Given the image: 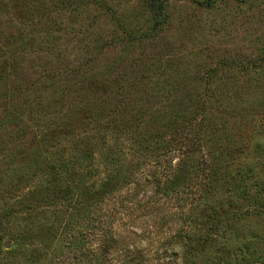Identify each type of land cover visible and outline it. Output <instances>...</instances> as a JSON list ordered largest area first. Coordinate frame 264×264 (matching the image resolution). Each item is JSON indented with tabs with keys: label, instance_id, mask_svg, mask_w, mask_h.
I'll return each instance as SVG.
<instances>
[{
	"label": "rangeland",
	"instance_id": "374dc122",
	"mask_svg": "<svg viewBox=\"0 0 264 264\" xmlns=\"http://www.w3.org/2000/svg\"><path fill=\"white\" fill-rule=\"evenodd\" d=\"M55 1L47 0L46 12L57 14ZM62 1L65 15L46 23L47 17L40 13L43 23L38 26H23L17 19L20 11L13 17L5 11L0 14V237H17L21 242L14 254L0 250V264H48L50 259L59 262L65 257L71 263L88 264L87 250L84 254L80 246L91 245L92 226L102 235L100 221L106 220L113 221L119 240V249L112 252L115 264L129 259L124 255L125 243L131 251L137 249L135 245L149 250L148 254L132 252L142 262L150 259V264H264V0H220L211 8L200 6L199 0H174L171 25L143 54L137 68H131V62L133 55H139L138 45L127 51L126 60L123 47L117 46L96 63H88L97 51L87 47L101 36L115 32L124 36L123 30L153 26L145 0H90L89 6L84 5L89 0ZM79 28H85L82 34ZM30 29L37 34L21 39ZM53 38H60L61 58L65 54L67 63L79 64L80 69L46 80L44 69L60 71L54 58L58 53L47 49ZM9 55L21 61L14 64L9 59V66L5 65L2 62ZM51 59L55 63L47 65ZM254 59L262 65L245 69L244 63ZM89 67L93 69L88 71ZM119 71H128L132 86L128 89L136 98L132 106L139 118L152 122L145 134L156 129L161 136L149 134L143 143H135L120 133L111 138L108 129L96 131L92 117L80 121L83 112L77 114L76 109L85 110L86 101L81 98L75 108L74 89L88 94L96 88L94 81L101 84L100 90L104 85L115 89ZM63 84L69 86L67 92ZM193 117L207 125L197 121L191 128ZM168 120H173V127H164ZM76 123L87 128L82 136L96 142L95 146L103 144V132L115 140L102 154L105 169L94 167L92 171L100 168L99 173L81 176L83 182L100 183L112 169L120 177L113 195L86 197L80 208L71 204L67 190L80 178L74 166L84 164L89 169L91 159L82 152L84 142L70 140ZM186 128L195 135L185 144L199 142L201 134L203 138L201 152L190 157L197 173L203 172V154H209L215 164L214 171L204 172L212 177L215 198L194 202L195 209L191 201L185 202V189L162 195L146 177L155 168L147 159L170 146L178 148L174 131ZM131 143L141 149L133 153ZM123 147L127 152L121 151ZM184 150H174L172 164L188 158ZM109 151L113 156L109 157ZM144 151L149 155L144 156ZM61 157L71 162L66 179L56 168ZM187 170L182 163L177 172L181 180L186 179ZM129 171L136 179L124 183ZM95 188L103 191L101 184ZM228 199L233 202H224ZM44 205L50 212L35 211Z\"/></svg>",
	"mask_w": 264,
	"mask_h": 264
},
{
	"label": "trees",
	"instance_id": "16d2710c",
	"mask_svg": "<svg viewBox=\"0 0 264 264\" xmlns=\"http://www.w3.org/2000/svg\"><path fill=\"white\" fill-rule=\"evenodd\" d=\"M52 1V0H51ZM72 0H69V3L72 4ZM174 0H145V7L149 14L153 16V26L149 27L147 30H136L133 31L131 30H123L125 33L124 36L122 34L115 32L111 34L110 36L104 37L101 36L100 39H97L95 44H90L87 48L89 50L90 48H93L94 52L97 51V56L95 58H92L91 60L89 59L88 63H96L97 59L99 56H103V54H109L111 53L112 50H116L117 46H122L123 48L121 49L123 52H125V60H126V55L127 51H134L136 48V45L139 46L140 52L139 55H133V60L131 62V68H137L139 67V64L143 60V55L145 52H147V49L154 46L153 42H156L157 38H159V35L162 31L165 29L169 28V25L172 23V13L171 9L174 5ZM220 0H199L198 4L200 6H203L204 8H211L214 7L215 3ZM55 5L57 6V11L61 12H55L57 14H54V12H46L48 11V5L49 3L47 0H0V14L2 12L10 13L12 17L16 15L17 11H20V14L18 16V20L21 21L23 26H38L39 23H43L41 20V17H39L40 13H43L44 16L47 17V22L51 21H58L59 17H63L65 13L63 14V4L62 0H57L55 1ZM86 2V3H85ZM84 5L89 6L91 1L89 0L88 2L85 1ZM61 6V7H60ZM108 7V6H104ZM110 11L115 10L114 6L110 5L108 7ZM67 10V9H65ZM80 13H84V11H79ZM112 14L116 15V10L112 11ZM20 17V18H19ZM86 23V20L83 22ZM85 30V28H83ZM82 28H79V33L82 34ZM29 34H31L30 39L34 37L37 32L35 29H30V32H28L27 36H21V39L23 40H29ZM28 37V38H27ZM161 38V37H160ZM60 38H53L49 42V46L47 49H49V53L53 54L54 51L58 53L57 57H54L56 59V62L60 66V71L58 72L56 69L50 72V68L44 69V78L47 80H53L54 78H59L65 77L67 75H70L68 73H73L75 70H79V64L75 66H71L69 63H67L68 58H66L64 54V58H61V54L64 53V51H61L59 49H62L61 46H57V40ZM14 40V39H13ZM102 40L103 43L98 42ZM17 41V39L15 40ZM94 43V42H93ZM152 45V46H151ZM135 47V48H134ZM10 58H7V60H4L2 63L5 65L9 66L8 62L9 59H12V62L14 64L19 63V59L14 55H9ZM14 57V58H13ZM23 60H25V57H23ZM155 61V60H153ZM55 63L54 59H51V61H47L46 64L50 65L51 63ZM87 63V64H88ZM156 63V61H155ZM3 65V64H2ZM89 65V64H88ZM262 63L259 60H251L249 62L244 63V68L245 69H250V68H255L257 69ZM4 66V65H3ZM82 68V66H80ZM93 67V66H92ZM92 67L88 68V71L93 69ZM6 71L8 72V67L6 68ZM61 73V74H59ZM127 73L126 72H117L116 76L118 77L117 82L115 83V89H111L106 87L104 85V90H100L98 82L94 81L93 87L91 88L93 91H89L88 94L84 92L82 89H74L75 91V98L74 101H76L77 108L80 104L79 100L81 98H84L86 101V109L83 111L77 110V114H81L83 117H79L81 122H84L83 119L85 118H90L92 117L95 120L94 123V129L98 132H101L102 129H108L110 132V137L113 138L114 134L120 133V135H124L126 139L132 140L135 143L142 142L143 143V138L145 139L146 136L149 134H158L161 136L160 133L157 132L156 129H151L147 134L146 133V127L147 125H150L148 123H152L149 118L147 119H141L139 118V113L137 112L138 110L136 108H133V103L136 101V98L134 96V93L129 90L132 86L127 78ZM103 76L105 77L104 72H102ZM4 76L8 75L3 73ZM72 75V74H71ZM107 77H110V72H106ZM108 80V78H107ZM109 81V80H108ZM97 84V86H96ZM68 85L63 84L62 85V90L64 92H67ZM128 87H130L128 89ZM127 88V89H126ZM67 95H62V98L66 99ZM67 101V100H66ZM104 102V106L102 103ZM150 102V101H148ZM76 104H72L73 106ZM113 104V105H111ZM133 105V106H132ZM103 107V108H102ZM102 108V109H101ZM200 113V112H198ZM154 114V113H153ZM153 117V116H152ZM168 119L170 117H167ZM167 119H164L166 121ZM174 120V119H173ZM173 120H168V122H165L164 127L171 128L173 127L172 121ZM200 121L203 124L207 125V121L205 122L204 119H198L196 117H193L191 120V128H193V122ZM121 123L124 125V129L126 132L121 131ZM82 124V123H81ZM205 125V126H206ZM99 126V127H98ZM80 127L78 123L75 124L74 129H70L71 133L74 137H71L70 140L76 141L75 138H78V142L82 143L84 142V145H87L86 147H83L82 152H87L89 153V157L91 159L90 161V166L89 169L87 168L86 165L80 164L78 168L74 166V169H78L80 172H78V176L80 178H77L74 180V182L71 184L72 190H67L68 193L70 192L73 194L70 196L68 194L67 198L71 197L73 198V201H71V204L74 205V207H81L83 205V199L88 197V198H93L97 197L99 198L100 196H107V195H113L115 192V187L119 185L120 182V177L117 173L114 172V170H109V174L102 178V181L100 183H95L93 186L86 184L87 182H83L81 176H87L91 177L95 173H99V169L92 171L94 167L97 166L104 167L106 162L105 158H103L102 154L107 153L105 149H107L109 146L112 147V143L115 140H111L107 138V133H105V138L104 142L101 146H95L96 142L93 143L92 139H89L88 136H82L83 132H87V128L85 126ZM167 128V129H168ZM199 128V127H197ZM67 131V130H66ZM163 132V131H162ZM144 133L143 137L142 134ZM163 134H166V131L163 132ZM195 135V133L190 132V129L188 128L183 129L182 131L176 130L174 131V136H178L176 138V146L178 148H174L173 146H170L169 148L161 150V152L154 153L153 158H148L147 160L153 162L154 164V170L148 173H146L147 180L149 179L152 184L155 185L156 190L155 192L160 193L162 195L168 196L171 192L179 194L181 191L182 193L184 192L188 197H186L185 202L189 200L190 206H193V209H195V204L194 202H213L216 192H215V186H213V183H211L212 177L210 174H204V172H211L214 171L215 164L213 163V158H209L208 155L203 154V159L201 160V166H202V173H197V170L191 165L190 159L192 153H196L197 151L201 152L202 149V144H203V138L202 134L200 136L199 142L197 141L196 143L194 142L192 145H187L185 144L186 139L190 138ZM142 137V138H141ZM139 138V139H138ZM75 139V140H74ZM173 139V138H172ZM202 139V140H201ZM146 146L147 142H145ZM83 145V144H82ZM135 144L131 143V149L135 150L136 153L139 151L141 148L137 149V146H134ZM92 146H95L92 147ZM136 147V148H135ZM185 147V150L183 152L184 155H186L188 158L184 159L183 162L180 161V163L174 165L172 164L173 156L172 153L174 152L175 149H178L179 152L182 150V148ZM79 150V149H78ZM126 151V147L122 148L121 151ZM141 152V151H140ZM109 157L113 156L114 153L109 151ZM144 156L149 155V152L144 151ZM153 153V152H151ZM129 154V153H128ZM134 155V154H133ZM148 157V156H147ZM115 162V160H114ZM114 162H110L113 163ZM70 160L69 159H64V157L60 158V163L56 167L57 171L59 172L61 179H64L69 171H70ZM182 163L185 167H188V170L186 173V179H180L182 176H178L177 172L181 168ZM130 170V168H129ZM193 172H196L193 174ZM100 175V174H99ZM125 177L127 178L124 183L127 182H133L134 178L132 175H134V172L129 171V174H124ZM99 177V176H98ZM172 177V178H171ZM66 179V178H65ZM97 184H101L103 191L100 192L99 189L95 188ZM183 188V189H182ZM99 190V191H98ZM102 193V194H101ZM129 195L133 196L134 192L133 190H130ZM224 202H233L232 200L228 199L225 200ZM35 211H41L43 214L45 211L50 212V209L48 206L44 205L41 207H37ZM114 213L115 210H113ZM113 214V213H112ZM109 221V220H108ZM100 227L102 228V235H99V230L97 226H92L90 232L88 233V238L90 239L89 242L91 241V245L89 247L87 246H80L82 251L87 250L86 255L89 258L88 264H115L112 260V252L114 250L119 249V240L118 237L114 231V223L113 221H100ZM98 220L94 221L93 225H97ZM94 241H97V243H94ZM9 243V244H8ZM45 244V243H44ZM43 244V245H44ZM126 246L123 247L124 255L129 259H127L125 262L121 264H150L151 261L150 259H147L145 261H141L138 258V255L135 252L132 251H137L141 250L140 247L138 248L137 245L134 247L137 249L130 250V245L128 243H125ZM9 245V246H7ZM47 248V246H44ZM121 247V246H120ZM21 249V242L19 238L13 237L10 238L9 240H3L2 237H0V250L2 252H5L6 254H14L16 250ZM139 252V251H138ZM141 252H145V254H148L149 250L144 248V250H141ZM131 253V254H130ZM83 254V256H84ZM132 255L133 258L130 256ZM79 255H75L74 258L78 257ZM81 256V255H80ZM48 264H76V262H69V258L67 260V257L62 258L59 260V262H54L52 259L49 260Z\"/></svg>",
	"mask_w": 264,
	"mask_h": 264
}]
</instances>
